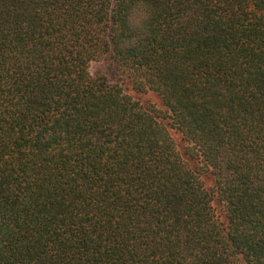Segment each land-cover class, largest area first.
Here are the masks:
<instances>
[{
  "label": "trees",
  "instance_id": "16d2710c",
  "mask_svg": "<svg viewBox=\"0 0 264 264\" xmlns=\"http://www.w3.org/2000/svg\"><path fill=\"white\" fill-rule=\"evenodd\" d=\"M144 2L0 0V264H264V0Z\"/></svg>",
  "mask_w": 264,
  "mask_h": 264
},
{
  "label": "rangeland",
  "instance_id": "374dc122",
  "mask_svg": "<svg viewBox=\"0 0 264 264\" xmlns=\"http://www.w3.org/2000/svg\"><path fill=\"white\" fill-rule=\"evenodd\" d=\"M91 72H104L114 81H120L118 78V74L114 69V65L111 61V57L108 55L103 60L93 62L90 66ZM125 91L133 96V98L137 99L141 104L149 108H156L160 112L164 113L165 107L161 102L159 96L153 92L152 90H144L138 91L133 89L131 85L125 83L123 85ZM171 134L175 141L177 142L179 148L182 150L184 141L179 132L175 129H171ZM207 184H211V178H206Z\"/></svg>",
  "mask_w": 264,
  "mask_h": 264
},
{
  "label": "clouds",
  "instance_id": "9594fccd",
  "mask_svg": "<svg viewBox=\"0 0 264 264\" xmlns=\"http://www.w3.org/2000/svg\"><path fill=\"white\" fill-rule=\"evenodd\" d=\"M151 8L144 0H135V4L130 10V22L137 28H141L143 23L151 15ZM134 42V41H132Z\"/></svg>",
  "mask_w": 264,
  "mask_h": 264
}]
</instances>
